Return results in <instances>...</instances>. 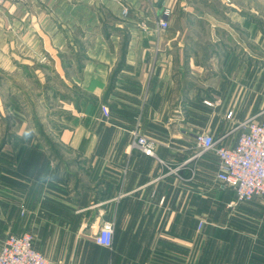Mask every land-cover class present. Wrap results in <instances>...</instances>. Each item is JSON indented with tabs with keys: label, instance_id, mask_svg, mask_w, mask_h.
Returning a JSON list of instances; mask_svg holds the SVG:
<instances>
[{
	"label": "crops",
	"instance_id": "1",
	"mask_svg": "<svg viewBox=\"0 0 264 264\" xmlns=\"http://www.w3.org/2000/svg\"><path fill=\"white\" fill-rule=\"evenodd\" d=\"M0 22V251L33 233L50 264H264V194L231 207L196 156L261 120L264 0H25Z\"/></svg>",
	"mask_w": 264,
	"mask_h": 264
},
{
	"label": "built area",
	"instance_id": "2",
	"mask_svg": "<svg viewBox=\"0 0 264 264\" xmlns=\"http://www.w3.org/2000/svg\"><path fill=\"white\" fill-rule=\"evenodd\" d=\"M25 0H0V8L7 3L18 4ZM231 0H226L230 3ZM123 17L131 15L127 7L122 9ZM170 11L166 10L157 23V32L165 31L170 27L168 17ZM45 60V59H44ZM257 117L247 119L236 129H242L238 144L231 148L218 144V141L209 134L196 137L198 149L197 157L214 152L219 158L218 181L232 188L236 193V202H250L254 197L264 194V111ZM133 149L142 151L147 156L157 157L156 143L138 132H133ZM114 239V226L104 223L95 236L96 242L104 247L111 248ZM34 234L9 235L2 243L0 251V264H50L49 260L38 252L34 246Z\"/></svg>",
	"mask_w": 264,
	"mask_h": 264
},
{
	"label": "rangeland",
	"instance_id": "3",
	"mask_svg": "<svg viewBox=\"0 0 264 264\" xmlns=\"http://www.w3.org/2000/svg\"><path fill=\"white\" fill-rule=\"evenodd\" d=\"M5 28L4 24L0 22V51H2L5 48L6 38H5Z\"/></svg>",
	"mask_w": 264,
	"mask_h": 264
},
{
	"label": "clouds",
	"instance_id": "4",
	"mask_svg": "<svg viewBox=\"0 0 264 264\" xmlns=\"http://www.w3.org/2000/svg\"><path fill=\"white\" fill-rule=\"evenodd\" d=\"M28 135L30 136L31 135V132H29Z\"/></svg>",
	"mask_w": 264,
	"mask_h": 264
}]
</instances>
